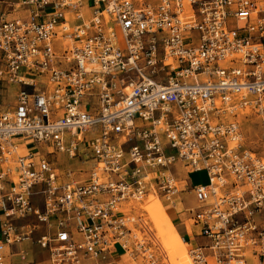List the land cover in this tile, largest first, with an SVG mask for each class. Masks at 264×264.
I'll list each match as a JSON object with an SVG mask.
<instances>
[{
    "label": "built area",
    "instance_id": "1",
    "mask_svg": "<svg viewBox=\"0 0 264 264\" xmlns=\"http://www.w3.org/2000/svg\"><path fill=\"white\" fill-rule=\"evenodd\" d=\"M185 192L192 264H264V0H0V264H169Z\"/></svg>",
    "mask_w": 264,
    "mask_h": 264
},
{
    "label": "rangeland",
    "instance_id": "2",
    "mask_svg": "<svg viewBox=\"0 0 264 264\" xmlns=\"http://www.w3.org/2000/svg\"><path fill=\"white\" fill-rule=\"evenodd\" d=\"M121 45L123 46V42L121 40ZM242 120V125L245 130V132L248 135V142L249 145L254 147L255 149L258 147L259 144V134H260V117L256 115H251L250 117H246L245 115L241 116ZM94 132H91L88 137L92 136ZM20 139V136H17L15 138ZM31 150H39V152H47L46 148L35 143L31 144L29 147ZM55 161L57 162L58 165H69V166H77V161L75 159H70L67 155L57 153L55 154ZM207 175V176H206ZM208 174L205 171H197V172H192L189 173L185 179L188 181V184L190 185H198V184H206L209 181ZM183 203L180 201V199H175L174 202L176 203L175 207H172L170 209H167L164 204H167V200H161L158 196H156L155 200L145 198L143 201V207L149 211V206L157 205V212L152 213L149 211L150 215L152 216L153 222L151 226V231H152V237L155 243L159 244L162 251L166 253L167 251V256H168V261L169 263H172L175 260V256L177 253V247H178V240L174 243H172L170 240L171 238H168L167 236V230H166V224H167V217L166 214H170L171 219H173L175 222H177L178 215L177 212L181 211L185 207H190L196 205L197 202L190 196L184 193L182 196ZM165 209V210H164ZM162 211V212H161ZM157 214V215H156ZM183 218V217H182ZM171 228V227H170ZM174 231V230H173ZM179 231L181 234H184V228L180 227ZM26 244V243H25ZM25 244L23 246H25ZM19 245L13 246V249L16 250L18 249ZM172 249V250H170ZM172 251V252H171ZM176 251V252H175ZM172 253V254H171ZM172 255V256H171ZM170 256V257H169Z\"/></svg>",
    "mask_w": 264,
    "mask_h": 264
},
{
    "label": "crops",
    "instance_id": "3",
    "mask_svg": "<svg viewBox=\"0 0 264 264\" xmlns=\"http://www.w3.org/2000/svg\"><path fill=\"white\" fill-rule=\"evenodd\" d=\"M20 15H23V12H21V14ZM15 89H16V86H12L11 87V89L9 90V94L6 96V98H5V101H7V103H12L13 101H14V97H13V95H14V93H15ZM200 171H205V170H200ZM192 172H197V171H190L189 173H192ZM206 172V171H205ZM188 173V174H189ZM178 176L180 177V178H182V177H184V171H182V172H180V173H178ZM208 183V182H207ZM206 183V184H207ZM185 194H187V195H190L193 199H194V197H193V194L191 193V192H185ZM184 194H182L181 195V197H177L176 198V200L177 199H180V201L182 202V204L184 205V203H183V199H182V196H183ZM195 200V199H194ZM177 203V202H176ZM164 206H166V208L167 209H170V208H172V207H175L176 206V204L175 205H173V204H171V203H167V204H164ZM185 206H184V209L183 210H181V211H179V212H177V215H178V221L177 222H175L173 219H171V216H170V214H166V217H167V224H166V234H167V236H169L168 238H171L170 240H173L174 238H175V236H178V235H180L182 238L183 237H186L187 239H192L193 237L190 235V232H189V228H188V225L186 224V222H184V218H185V215H184V211H185ZM165 210V209H164ZM183 217V218H182ZM171 227V228H170ZM180 227H183L184 228V234H181L180 233V231H179V228ZM174 230V231H173ZM197 241H202L203 240V238H200V237H196L195 238ZM172 242V241H171ZM193 243H194V241H193Z\"/></svg>",
    "mask_w": 264,
    "mask_h": 264
},
{
    "label": "bare ground",
    "instance_id": "4",
    "mask_svg": "<svg viewBox=\"0 0 264 264\" xmlns=\"http://www.w3.org/2000/svg\"><path fill=\"white\" fill-rule=\"evenodd\" d=\"M23 146V145H22ZM24 150L26 149L24 146L22 147ZM207 176V175H206ZM208 179V178H207ZM157 195H149L148 199H152L155 200ZM157 205L154 206L151 205L149 206V211H151L152 213H156L157 212ZM162 212V211H161ZM157 215V214H156ZM176 239L178 240V247H177V253L175 256V260L172 263L169 264H192L191 259L187 253V244L183 241L182 237L180 235L175 236V238L172 240V243H174L176 241ZM172 250V249H170ZM172 252V251H171ZM176 252V251H175ZM172 254V253H171ZM172 256V255H171ZM170 257V256H169ZM168 258V257H167ZM169 262V261H168Z\"/></svg>",
    "mask_w": 264,
    "mask_h": 264
}]
</instances>
